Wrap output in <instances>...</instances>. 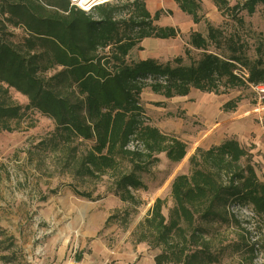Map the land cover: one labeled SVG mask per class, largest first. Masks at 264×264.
<instances>
[{"label":"trees","instance_id":"1","mask_svg":"<svg viewBox=\"0 0 264 264\" xmlns=\"http://www.w3.org/2000/svg\"><path fill=\"white\" fill-rule=\"evenodd\" d=\"M173 2L199 22L198 0ZM211 2L237 24H243L241 12L251 16L258 8L264 21V0ZM159 19L160 12L151 15L145 0H117L88 11L70 0H0V131L10 132L11 122L27 109L40 112L55 124L50 141L64 151L68 173L78 180L108 177L109 193L136 205L134 192L146 189L141 176L158 156L177 164L187 153L184 142L146 122L140 101L146 88L169 99L191 90L227 94L264 87V60L251 58L245 43L211 25L206 36L188 34L183 56L131 60L130 52L143 40L177 36L172 27L154 26ZM9 89L24 96L27 105L13 103ZM235 107L236 101L224 105L225 110ZM248 159L234 139L195 150L188 173L170 184L167 216L165 202L156 199L132 233L135 242L159 250L155 264H218L225 247L203 224L246 231L230 209L250 208L264 217V181ZM241 249L252 263L255 244L233 246Z\"/></svg>","mask_w":264,"mask_h":264},{"label":"rangeland","instance_id":"2","mask_svg":"<svg viewBox=\"0 0 264 264\" xmlns=\"http://www.w3.org/2000/svg\"><path fill=\"white\" fill-rule=\"evenodd\" d=\"M198 1L200 20L195 24L173 0H145L151 15L160 12L154 26L172 27L177 36L145 39L129 58L166 62L183 56L188 34L206 36L211 25L245 43L251 58L264 60L262 9L251 16L241 12L243 24H237L221 15L211 0ZM8 96L17 105H27V99L13 89ZM140 101L146 122L184 142L187 153L177 164L169 163L163 154L158 156L159 162L141 176L146 189L134 192L136 205L109 193L108 177L78 180L68 173L64 151L50 141L55 124L40 112L27 109L11 122L10 132L0 131V264H155L159 250L135 242L132 233L156 199L165 202L162 213L167 216L172 206L170 184L175 176L188 173V159L197 148L234 139L247 152L258 179L264 181V87L249 86L227 94L191 90L187 96L169 99L146 88ZM230 101H236L235 109L225 110ZM73 190L90 198L77 196ZM230 212L246 231L203 224L225 247L218 264H264V217L255 216L250 208ZM244 243L255 244L252 263L247 250H233L235 244Z\"/></svg>","mask_w":264,"mask_h":264},{"label":"bare ground","instance_id":"3","mask_svg":"<svg viewBox=\"0 0 264 264\" xmlns=\"http://www.w3.org/2000/svg\"><path fill=\"white\" fill-rule=\"evenodd\" d=\"M74 1L80 8L82 9H89V7L92 5V4H97V3H100L101 0H72ZM104 1H107V0H104Z\"/></svg>","mask_w":264,"mask_h":264},{"label":"built area","instance_id":"4","mask_svg":"<svg viewBox=\"0 0 264 264\" xmlns=\"http://www.w3.org/2000/svg\"><path fill=\"white\" fill-rule=\"evenodd\" d=\"M71 1V0H70ZM103 1L104 0H101V2L100 3H97L98 5H100V4H103ZM72 2H74V1H72ZM82 9V8H81ZM83 10V9H82ZM259 88H263V87H259ZM258 89V88H257Z\"/></svg>","mask_w":264,"mask_h":264},{"label":"water","instance_id":"5","mask_svg":"<svg viewBox=\"0 0 264 264\" xmlns=\"http://www.w3.org/2000/svg\"><path fill=\"white\" fill-rule=\"evenodd\" d=\"M74 3H75V2H74ZM75 4H76V3H75ZM96 5H98V4H95V3L92 4V5L89 7V9L92 8V7H94V6H96ZM89 9H88V10H89Z\"/></svg>","mask_w":264,"mask_h":264}]
</instances>
